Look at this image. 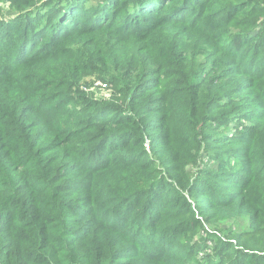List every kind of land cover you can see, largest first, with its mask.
<instances>
[{"label": "trees", "instance_id": "obj_1", "mask_svg": "<svg viewBox=\"0 0 264 264\" xmlns=\"http://www.w3.org/2000/svg\"><path fill=\"white\" fill-rule=\"evenodd\" d=\"M10 2L0 264H264V0Z\"/></svg>", "mask_w": 264, "mask_h": 264}, {"label": "rangeland", "instance_id": "obj_2", "mask_svg": "<svg viewBox=\"0 0 264 264\" xmlns=\"http://www.w3.org/2000/svg\"><path fill=\"white\" fill-rule=\"evenodd\" d=\"M12 11H14V10H13V5H11L10 0H0V21L8 19V17H10L9 13H12ZM263 18H264V14L260 15V16H252V17H249L248 19H249V22L251 23L253 21L258 22ZM261 23L262 22H260V23L258 22L255 25H259ZM244 28H245V26L241 25V26H237V28H228L227 31H229L228 32L229 34H231V35L235 34V36H236L237 34L241 33L240 31H242ZM223 31L225 32L226 30L224 29ZM256 33H257V31H256ZM249 56H251V53H249ZM260 57H261V54H259V58ZM88 79H90V81H91L90 86L89 87H83V90L91 98L96 100L98 103H104V104L112 103V101H113L112 100L113 96L111 95L112 90L109 88V86H107V84L104 83L100 79H92V80H91V78H88ZM175 79H180V78H174V80ZM163 83L168 89H170L171 87H175L177 82L173 83L172 80H165ZM247 93L248 92H245V93H242L241 95L237 96L236 104H243L245 100L242 97H246ZM251 99L253 100V97H251ZM171 101H175V99H171ZM70 108H71V111H73L74 113H78L77 109L78 110L80 109L79 106L75 107L74 105L71 106ZM257 111L258 110L256 109L255 113H257ZM107 113L109 114V111H107ZM228 128H229L228 129V136H231V134L236 130V127L233 125H230V126H228ZM199 160H200V158H199ZM200 168H202V160L199 161V165L197 167L194 165H192V167L188 166V169H189L188 171H190V174L192 176H194L197 173L198 169H200ZM227 223H230V222H227ZM233 225H234V223L232 222V224H230V226H233ZM205 230H206V232H205ZM211 231L212 230L208 228V224L203 222L201 228L199 230H197V232L195 234L186 235V236H184L183 239H180L179 241L181 243L187 244V243H190L192 240H194L200 236L202 237V239L204 238L207 240V237H209V235H210L209 232H211ZM218 234L220 235V233H218ZM195 235L197 237H194ZM210 237H211V235H210ZM211 240H213L212 237L210 238L209 241H207V244L209 245L208 251H211V248H212V246H210ZM199 258H201L200 255H199Z\"/></svg>", "mask_w": 264, "mask_h": 264}]
</instances>
